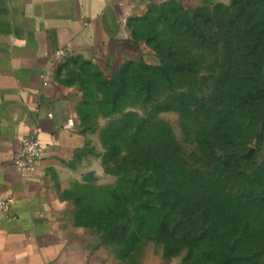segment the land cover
Masks as SVG:
<instances>
[{"label": "rangeland", "instance_id": "obj_1", "mask_svg": "<svg viewBox=\"0 0 264 264\" xmlns=\"http://www.w3.org/2000/svg\"><path fill=\"white\" fill-rule=\"evenodd\" d=\"M128 27L123 58L65 60L94 134L69 219L128 264H264V0H164Z\"/></svg>", "mask_w": 264, "mask_h": 264}, {"label": "crops", "instance_id": "obj_2", "mask_svg": "<svg viewBox=\"0 0 264 264\" xmlns=\"http://www.w3.org/2000/svg\"><path fill=\"white\" fill-rule=\"evenodd\" d=\"M162 1L0 0V197L13 201L0 211V264H128L69 219L94 134L77 70L65 60L103 67L123 58L133 49L128 25ZM34 128L40 160L19 171L20 140Z\"/></svg>", "mask_w": 264, "mask_h": 264}, {"label": "built area", "instance_id": "obj_3", "mask_svg": "<svg viewBox=\"0 0 264 264\" xmlns=\"http://www.w3.org/2000/svg\"><path fill=\"white\" fill-rule=\"evenodd\" d=\"M65 56L64 52H57L56 58L61 60ZM38 128H34L31 133L20 140V150L17 152L14 165L19 171H26L34 168L41 157V147L36 138ZM11 198L0 197V211L7 214L12 204Z\"/></svg>", "mask_w": 264, "mask_h": 264}, {"label": "trees", "instance_id": "obj_4", "mask_svg": "<svg viewBox=\"0 0 264 264\" xmlns=\"http://www.w3.org/2000/svg\"><path fill=\"white\" fill-rule=\"evenodd\" d=\"M115 131L116 132L114 134H116V135H119V132H120V134H123V131H124L123 125H121L120 127H116ZM105 135H108V132H106ZM255 200H262V197L255 196Z\"/></svg>", "mask_w": 264, "mask_h": 264}]
</instances>
